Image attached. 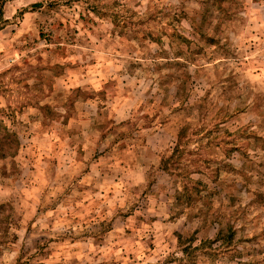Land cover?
<instances>
[{"label":"clouds","instance_id":"clouds-1","mask_svg":"<svg viewBox=\"0 0 264 264\" xmlns=\"http://www.w3.org/2000/svg\"><path fill=\"white\" fill-rule=\"evenodd\" d=\"M0 264H264V0H0Z\"/></svg>","mask_w":264,"mask_h":264}]
</instances>
